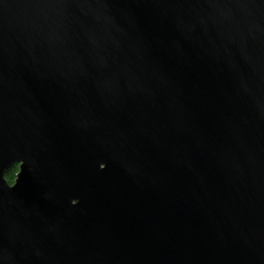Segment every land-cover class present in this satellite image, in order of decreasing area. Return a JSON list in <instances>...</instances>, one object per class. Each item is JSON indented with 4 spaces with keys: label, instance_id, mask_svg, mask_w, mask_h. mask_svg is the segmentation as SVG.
I'll list each match as a JSON object with an SVG mask.
<instances>
[{
    "label": "water",
    "instance_id": "1",
    "mask_svg": "<svg viewBox=\"0 0 264 264\" xmlns=\"http://www.w3.org/2000/svg\"><path fill=\"white\" fill-rule=\"evenodd\" d=\"M0 264H264V0H0Z\"/></svg>",
    "mask_w": 264,
    "mask_h": 264
},
{
    "label": "trees",
    "instance_id": "2",
    "mask_svg": "<svg viewBox=\"0 0 264 264\" xmlns=\"http://www.w3.org/2000/svg\"><path fill=\"white\" fill-rule=\"evenodd\" d=\"M18 170L19 165L15 164L11 169L6 172L5 177L9 183L12 184L14 182Z\"/></svg>",
    "mask_w": 264,
    "mask_h": 264
},
{
    "label": "flooded vegetation",
    "instance_id": "3",
    "mask_svg": "<svg viewBox=\"0 0 264 264\" xmlns=\"http://www.w3.org/2000/svg\"><path fill=\"white\" fill-rule=\"evenodd\" d=\"M15 164H18V163H15ZM15 164H14V165H15ZM14 165H12L9 169H11ZM18 165H19V164H18ZM9 169H8V170H9ZM8 170H7V171H8ZM7 171H6V172H7ZM18 171H19V170H18ZM6 172H5V174H6ZM17 173H18V172H17ZM16 176H17V174H16ZM5 178H6V177H5ZM15 179H16V177H15ZM14 181H15V180H14ZM13 183H14V182H13ZM13 183H12V184H13ZM10 184H11V183H10Z\"/></svg>",
    "mask_w": 264,
    "mask_h": 264
}]
</instances>
